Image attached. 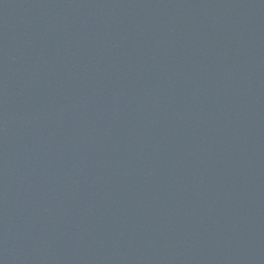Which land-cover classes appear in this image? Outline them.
<instances>
[{"label": "water", "instance_id": "water-1", "mask_svg": "<svg viewBox=\"0 0 264 264\" xmlns=\"http://www.w3.org/2000/svg\"><path fill=\"white\" fill-rule=\"evenodd\" d=\"M0 264H264V0H1Z\"/></svg>", "mask_w": 264, "mask_h": 264}]
</instances>
